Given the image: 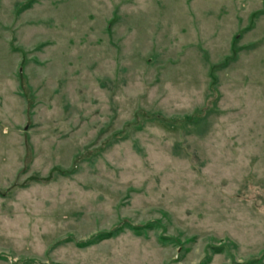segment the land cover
<instances>
[{
    "label": "rangeland",
    "instance_id": "obj_1",
    "mask_svg": "<svg viewBox=\"0 0 264 264\" xmlns=\"http://www.w3.org/2000/svg\"><path fill=\"white\" fill-rule=\"evenodd\" d=\"M206 259L264 264V0H0V264Z\"/></svg>",
    "mask_w": 264,
    "mask_h": 264
},
{
    "label": "trees",
    "instance_id": "obj_2",
    "mask_svg": "<svg viewBox=\"0 0 264 264\" xmlns=\"http://www.w3.org/2000/svg\"><path fill=\"white\" fill-rule=\"evenodd\" d=\"M129 229L131 231L137 233L138 236L142 235V233H140V230H142V228H139V227L136 228V227L129 226ZM121 232H123L122 228L117 229L115 232L104 233V234L100 235L99 237H97L93 243L92 242L91 243H86V244L81 245V246L82 247H87V246H90V245L101 243L103 241H106V240H109V239H112V238L116 237ZM208 263H209V259H206V262L203 263V264H208ZM247 264H254V262L253 263L250 262V263H247Z\"/></svg>",
    "mask_w": 264,
    "mask_h": 264
}]
</instances>
